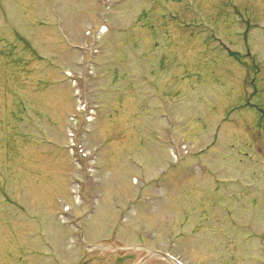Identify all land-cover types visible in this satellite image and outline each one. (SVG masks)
<instances>
[{
	"label": "rangeland",
	"instance_id": "1",
	"mask_svg": "<svg viewBox=\"0 0 264 264\" xmlns=\"http://www.w3.org/2000/svg\"><path fill=\"white\" fill-rule=\"evenodd\" d=\"M97 12L0 0V264H264V0H123L111 32Z\"/></svg>",
	"mask_w": 264,
	"mask_h": 264
}]
</instances>
